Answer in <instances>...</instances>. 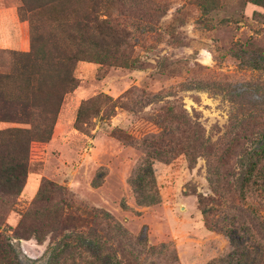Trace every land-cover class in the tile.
Wrapping results in <instances>:
<instances>
[{
    "label": "rangeland",
    "instance_id": "obj_1",
    "mask_svg": "<svg viewBox=\"0 0 264 264\" xmlns=\"http://www.w3.org/2000/svg\"><path fill=\"white\" fill-rule=\"evenodd\" d=\"M219 1L205 14L199 0H154L167 10L154 18L144 0L113 6L112 17L132 33V55L144 68L76 65L77 87L64 98L43 161L30 166L12 206L0 204V233L21 264H48L53 251L83 247L94 232L107 250H123L138 264H208L232 253L226 230L237 232V244L244 221L264 224V192L239 196L240 176L264 140V25L253 18L264 9L247 0ZM19 5L0 0L2 34L13 41L21 35ZM246 43L253 47L244 54L238 49ZM99 94L112 98L110 113L76 130L80 103ZM157 124L175 152L168 162L153 161L154 200L142 203L133 186L144 158L139 142L160 133ZM195 124L205 145L192 161L178 147L182 131L197 134ZM12 126L0 123V130ZM42 180L65 189L66 217L39 244L13 231ZM203 207L210 209V226Z\"/></svg>",
    "mask_w": 264,
    "mask_h": 264
},
{
    "label": "trees",
    "instance_id": "obj_2",
    "mask_svg": "<svg viewBox=\"0 0 264 264\" xmlns=\"http://www.w3.org/2000/svg\"><path fill=\"white\" fill-rule=\"evenodd\" d=\"M19 1L21 49L0 51V123L15 125L0 130V204L7 207L22 193L30 166L44 159L64 98L77 87L76 65L86 62L127 69L144 68L132 55V33L112 17L110 10L120 0ZM144 1L146 9L152 12L146 13L151 18L162 17L167 11L160 4H154V0ZM247 2L264 9V0ZM199 3L205 14L221 5L219 0H199ZM253 18L264 25V15L254 12ZM244 47L239 46L238 50L245 54L244 51L253 45L246 43ZM236 57L254 68L262 66L259 59L250 62L244 56ZM112 107V98L104 94L82 101L74 128L82 130L84 124L104 112L110 113ZM183 119L187 123L188 120ZM157 125L162 130L160 133L148 135L139 142L144 158L133 186L142 203L154 200L153 161L168 162L175 152V148L163 144L165 129ZM195 125L192 131L197 134L190 135V127L189 131H182L184 139L178 147L192 161L200 156L205 145L202 135L198 134L200 128ZM239 184L242 200L249 193L264 192V140L249 157ZM146 186L149 188L147 195ZM63 196V187L42 180L30 206L20 214L13 234L19 239L42 243L66 217ZM58 197L61 200L56 202ZM204 200L205 197L198 195L200 205H204ZM201 212L206 226H210V209L203 207ZM240 231L242 235L237 244L234 240L237 232L233 228L225 231L232 244V253L208 264H264V224L244 221ZM87 237L90 238L83 247L63 245L53 251L48 264H138L137 257L132 259L123 250H107L95 232ZM0 264H21L10 239L2 233Z\"/></svg>",
    "mask_w": 264,
    "mask_h": 264
},
{
    "label": "crops",
    "instance_id": "obj_3",
    "mask_svg": "<svg viewBox=\"0 0 264 264\" xmlns=\"http://www.w3.org/2000/svg\"><path fill=\"white\" fill-rule=\"evenodd\" d=\"M0 28L2 29L1 30V34H2V32L7 31V28L3 30V28H4V22H2V20L0 22ZM15 39H16V41H13L12 39H7V37L2 34L0 36V48H4V47H8L9 48L11 45H14L15 44L16 49L19 48L18 50H20L21 49V35H19L18 41H17V38L16 37H15Z\"/></svg>",
    "mask_w": 264,
    "mask_h": 264
}]
</instances>
